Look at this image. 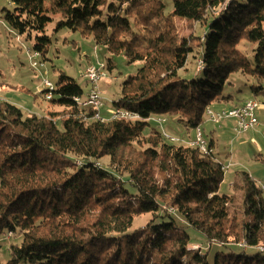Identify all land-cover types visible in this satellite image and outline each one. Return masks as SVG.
I'll use <instances>...</instances> for the list:
<instances>
[{
    "label": "trees",
    "instance_id": "obj_1",
    "mask_svg": "<svg viewBox=\"0 0 264 264\" xmlns=\"http://www.w3.org/2000/svg\"><path fill=\"white\" fill-rule=\"evenodd\" d=\"M9 2L4 22L43 60L53 24V34L90 37L111 57L141 66L110 103L137 114L133 122L94 120L74 102L83 90L64 73L48 101L63 117L24 115L0 102V239H20L5 264H264V190L236 173L240 233L229 234L235 195L219 193L223 165L214 154L169 142L149 120L169 116L194 130L207 107L219 111L216 105L238 100L225 93L236 74L253 81L246 100L264 98V0H172L168 15L159 0ZM175 19L198 23L202 32L179 36ZM245 44L252 45V64L240 49ZM194 52L202 69L187 77ZM106 67L115 68L112 59ZM144 215L150 221L131 231ZM178 218L209 250L223 251L210 263L209 251L189 249L197 245Z\"/></svg>",
    "mask_w": 264,
    "mask_h": 264
},
{
    "label": "rangeland",
    "instance_id": "obj_2",
    "mask_svg": "<svg viewBox=\"0 0 264 264\" xmlns=\"http://www.w3.org/2000/svg\"><path fill=\"white\" fill-rule=\"evenodd\" d=\"M116 2V0H110ZM165 6V14L168 15L173 10L172 0H159ZM9 0H0V102H8L18 108L24 115L37 114L49 115L55 113V117H63L64 109L53 106L48 99L44 97V81L47 80L53 85L57 82L60 73L72 78L78 87L82 88L84 100L89 94L91 86L85 77L86 70L92 66L96 67L103 76L97 81L96 87L103 101V106L99 110L102 116L107 115L110 109V103L119 97L120 87L125 78L136 74L141 66L139 63L127 64L124 56L111 57L102 47L94 45L90 37H83L78 33H72L63 30L53 34V24L48 27L47 34L51 38L46 60L41 56L32 59V43L25 41L23 37L18 36L11 31L3 20L2 9H9ZM175 28L179 36H188L193 33L197 35L202 32L201 26L195 22H186L175 19ZM241 47L248 61L252 64V45ZM247 53V54H246ZM196 56V59H193ZM107 59H112L115 66L113 70L106 67ZM200 55L195 52L190 54L186 63L187 77H195L197 74V61ZM34 61L37 64L34 65ZM184 71H179L183 76ZM230 86L225 93H232L238 100L227 104L241 103L249 96V86L253 81L241 75L230 77ZM256 83V82H255ZM241 92H238V91ZM256 101L260 107L256 112L258 126L247 133L237 134L234 131V124L231 120H225L220 123L208 121L205 117L204 123L200 126L206 141L213 138V147L209 146L218 163L225 166L224 180L220 185L219 193L224 195H235V203L230 208L231 224L229 234H239V224L241 219V192L238 187L233 191L232 184L236 180V173L246 172L255 183L264 190V98L258 97ZM84 115V114H82ZM158 118V117H153ZM160 118V117H159ZM166 120L161 126L151 121L152 127L158 131H166L169 135L175 137V144H189L194 138V131L187 130L178 124L175 118L161 117ZM228 121V122H227ZM225 122V123H224ZM208 137V138H207ZM213 143V142H212ZM108 159H103L100 164H106ZM264 192V191H263ZM150 221L149 215L141 216L136 219L131 231L142 228ZM177 226L190 236L192 243H195L196 249L200 248L203 254L209 251V262L214 256L223 251L216 246H209L204 242L199 232L185 227L184 223L176 220ZM19 234L6 235L0 239V262L5 264L10 258V244L19 243ZM197 252V251H195Z\"/></svg>",
    "mask_w": 264,
    "mask_h": 264
},
{
    "label": "built area",
    "instance_id": "obj_3",
    "mask_svg": "<svg viewBox=\"0 0 264 264\" xmlns=\"http://www.w3.org/2000/svg\"><path fill=\"white\" fill-rule=\"evenodd\" d=\"M32 59H37V52H32ZM34 65L37 64V61L33 62ZM103 74L94 66L88 68L86 70L85 77L88 80L91 89L89 90V94L83 100L82 97L76 98V104L80 107L86 109L90 108L92 110V117L94 120L105 122V119L109 116H117L120 117V120L125 121H135L140 120L138 115H132L127 112H124L123 109L112 108L107 110V116H102L99 112L101 107L103 106V101L98 93L96 84L97 81L102 77ZM44 97L46 99H51L52 93L54 91V85L49 81H44ZM260 107V103L255 99H248L244 103L239 106H235L229 109H223L219 111L213 110L211 107L208 112L205 114V117L208 121L213 123H220L225 120H231L234 124V131L237 134L247 133L250 130H254L258 126L256 112ZM91 117V118H92ZM87 118V116H85ZM153 121V118L149 119ZM166 120L162 118V122H156L160 126L165 123ZM194 138L200 144V149H204L207 153L213 154L212 149L208 146L206 139L203 136L200 126L195 128L194 130ZM162 135L166 140H177L175 137L169 135L166 131L162 130ZM225 166L223 169L225 171ZM11 235V234H10Z\"/></svg>",
    "mask_w": 264,
    "mask_h": 264
},
{
    "label": "bare ground",
    "instance_id": "obj_4",
    "mask_svg": "<svg viewBox=\"0 0 264 264\" xmlns=\"http://www.w3.org/2000/svg\"><path fill=\"white\" fill-rule=\"evenodd\" d=\"M40 55L37 53V58L39 57ZM202 69V63H201V61H198V64H197V70H201ZM49 100V99H48ZM74 102L76 103V98L74 99ZM210 109V107H207L206 108V110H205V114L208 112V110ZM124 112H127V113H129V114H132V115H137V114H135V113H133V112H130V111H127V110H124ZM83 119L84 120H88L87 118H85V115H83ZM94 119V118H93ZM109 120H120V117H117V116H109L108 118H106L105 119V122H107V121H109ZM153 121L154 122H162V118L160 117H158V118H153ZM169 142H171V143H175V142H177V140H168ZM189 144H187V145H189V146H191V147H196V148H198L203 154H205V155H211V153H207V151L206 150H204V149H200V144H199V142L198 141H196V140H190L189 142H188ZM222 170L224 171V169H223V167H222ZM189 249H191V250H196V247H190ZM260 251H264V249L263 248H260L259 249Z\"/></svg>",
    "mask_w": 264,
    "mask_h": 264
},
{
    "label": "crops",
    "instance_id": "obj_5",
    "mask_svg": "<svg viewBox=\"0 0 264 264\" xmlns=\"http://www.w3.org/2000/svg\"><path fill=\"white\" fill-rule=\"evenodd\" d=\"M246 100V99H245ZM232 107H234L233 105H231V106H229V105H225V103H221V104H218V105H216L215 106V108L214 109H229V108H232ZM228 122V121H227ZM225 123V122H224ZM208 138V137H207ZM209 140H213V144L215 143L214 142V139L213 138H211V139H209Z\"/></svg>",
    "mask_w": 264,
    "mask_h": 264
}]
</instances>
